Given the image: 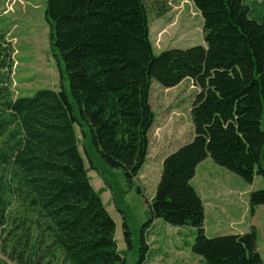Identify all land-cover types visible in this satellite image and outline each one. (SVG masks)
I'll return each instance as SVG.
<instances>
[{
    "label": "trees",
    "instance_id": "trees-1",
    "mask_svg": "<svg viewBox=\"0 0 264 264\" xmlns=\"http://www.w3.org/2000/svg\"><path fill=\"white\" fill-rule=\"evenodd\" d=\"M192 1L205 45L155 53L145 0H47L50 46L69 88L29 96L14 97V49L0 33V254L8 261L126 264L105 188L96 190L89 172L107 189L101 167L121 171L132 185L149 155L152 84L174 88L191 79L199 88L194 136L163 161L137 264L148 259L147 234L157 220L192 228L191 250L205 264H264L256 227L206 233L204 201L193 185L207 158L248 184L264 179V0ZM76 125L90 132L89 168ZM249 204L251 215L264 206V188L250 193ZM116 207L131 250L128 211L118 200Z\"/></svg>",
    "mask_w": 264,
    "mask_h": 264
},
{
    "label": "rangeland",
    "instance_id": "rangeland-1",
    "mask_svg": "<svg viewBox=\"0 0 264 264\" xmlns=\"http://www.w3.org/2000/svg\"><path fill=\"white\" fill-rule=\"evenodd\" d=\"M47 0H0V33H6V39L14 49V66L10 74L11 90L14 97L29 96L40 89L60 90L62 86L69 88L64 66L59 64L50 46V25L45 19ZM149 20L150 36L155 53L167 49H188L197 45H205L204 21L192 0H145ZM64 75L65 79L62 77ZM199 88L194 81L187 79L174 88H163L158 83L152 84L151 105L155 113V122L150 132V148L146 163L139 175L130 185L119 170H107V185L98 172L90 171L92 185L96 190L104 189L102 199L117 224L116 239L119 249L125 252L126 264H137L140 259V242L138 237L141 226L149 219V205L158 185L162 164L167 155L183 144L192 140L194 129L191 110ZM86 130V129H85ZM80 141V150L85 158L87 168L90 167L86 157L90 150V132L76 125ZM193 185L202 196L211 200H222L232 195V199L249 204L251 192L264 188V179L255 176L252 184L241 177L216 164L207 158L197 168ZM200 181V183H199ZM199 183V184H198ZM140 192V193H139ZM120 201L129 214V222L134 233V247L129 250L124 241L122 217L116 207ZM260 207V206H259ZM264 207V206H263ZM251 217L246 219L242 227L250 225ZM207 216V234L212 237ZM258 233V251L264 259V208L259 209L256 220ZM234 225V224H233ZM232 226L230 228H235ZM249 228L248 230H250ZM247 230V231H248ZM230 232H223L228 234ZM195 241L194 230L190 227H176L163 221H156L147 234L150 247L145 264H205L204 260L194 254L191 246ZM3 264L10 262L0 254ZM53 264H66L62 258L55 259Z\"/></svg>",
    "mask_w": 264,
    "mask_h": 264
},
{
    "label": "crops",
    "instance_id": "crops-1",
    "mask_svg": "<svg viewBox=\"0 0 264 264\" xmlns=\"http://www.w3.org/2000/svg\"><path fill=\"white\" fill-rule=\"evenodd\" d=\"M194 182L195 181H193V183ZM197 188L198 186L196 187V189ZM214 195L219 196V198L211 200L209 196H202L200 194L205 205V229L207 230L206 220L207 216H209L208 225L213 228V232H215L214 234L217 235H222L223 232H230L228 234H243L247 232L249 228L255 225L254 221L257 218L259 209L264 208L263 206L256 207L254 215H251L250 204H246L245 202L242 204L241 202H239L238 204L236 200L232 199L231 194L226 196V200L221 199V195L218 193V191L217 193L215 192ZM249 215L251 217V223H249L250 225H247V227H242ZM155 222L156 221H154V223ZM233 224L237 227L232 229L230 227L234 226Z\"/></svg>",
    "mask_w": 264,
    "mask_h": 264
}]
</instances>
